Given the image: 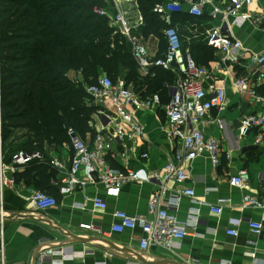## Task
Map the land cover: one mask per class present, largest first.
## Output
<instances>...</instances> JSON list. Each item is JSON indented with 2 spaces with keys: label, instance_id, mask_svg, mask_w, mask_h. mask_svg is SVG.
<instances>
[{
  "label": "crops",
  "instance_id": "crops-1",
  "mask_svg": "<svg viewBox=\"0 0 264 264\" xmlns=\"http://www.w3.org/2000/svg\"><path fill=\"white\" fill-rule=\"evenodd\" d=\"M210 9L209 6L203 9L202 19L185 23L179 34L184 47L192 49L198 64L209 70L202 86L223 88L225 91L226 110L211 113L213 118L221 120V124L202 123L204 133L213 135L220 143V165L213 168L207 158L195 159L185 167L189 179L182 185L169 183L167 198L162 203L167 208V199L185 188H192L194 201L181 197L177 218L185 222L191 215H197L199 221L196 228L189 229L187 236L171 250L151 246L142 251L139 249L142 236L139 229L114 234L110 232V226L117 211L146 217L147 202L155 184H132L119 191H107L100 186L87 187L84 191L63 196L58 194L54 185L58 180L57 171L49 165L53 177L47 190L55 196L57 205L44 212L34 209L28 197L40 188L41 179L32 171L30 163L11 170V155L25 141V132L15 131L2 144L3 177L13 178L14 185L2 188L4 215L3 227L0 226V264H38L36 255L39 248L56 245L68 254L91 252L84 258L76 257L61 264H264V240L254 236L249 228L250 223L260 220L261 212L240 206L244 195L259 199L264 197V146H254L252 134L239 138L241 120L264 111V107L250 94L252 90L256 94L264 92V78L257 76L258 70L264 72V66L258 69L248 59L253 55H264V0H252L249 6L253 16L261 19L259 25L247 21L232 30L234 39L241 42L247 51V58L237 66L229 65L221 70L216 69L220 53L201 46L205 42L202 32L219 23V19L209 20ZM175 24L179 30V23ZM192 26L196 27V31ZM143 43L149 55L158 54L160 41L157 37H148ZM151 69L154 68L149 71ZM237 79L247 82L246 90L241 94L233 87ZM100 119L99 116L97 121H93L95 132L100 125L103 126ZM137 119L144 130L143 146L129 158L128 167L144 179L171 160L178 148L162 129L165 121L162 109L139 112ZM111 127L112 124H109L107 129ZM85 140L89 141L90 136L87 135ZM114 147L118 149L117 145ZM42 153L48 159L71 157V152L62 149V145L57 150L44 146ZM141 153H147L148 157L140 158ZM122 166L120 160L112 163L116 169ZM240 171H246L248 175L243 189L231 185L229 181ZM94 197L107 205L105 210L93 209L91 200ZM208 206L221 207L222 213H212ZM231 220L239 222L235 237L226 234L231 228ZM59 259L46 258L41 264H56Z\"/></svg>",
  "mask_w": 264,
  "mask_h": 264
},
{
  "label": "built area",
  "instance_id": "built-area-1",
  "mask_svg": "<svg viewBox=\"0 0 264 264\" xmlns=\"http://www.w3.org/2000/svg\"><path fill=\"white\" fill-rule=\"evenodd\" d=\"M105 8H96L94 13L105 17L109 26L131 45L133 59L138 72L142 77L148 75L150 68H158L165 72H174L176 78L172 85H164L168 101L163 103L158 93L141 97L131 86L122 82L114 83L106 75L97 78L94 84L85 86L86 102L98 108L97 116L101 117L100 129L95 137L89 141L81 139L72 128H64L67 142L62 144V149L71 152L69 159L62 156L46 158L43 153H31L19 150L11 155V170L27 165L33 161H44L57 171L58 180L54 185L60 195H71L77 191H84L87 187H102L107 191H119L132 184L152 183L155 190L147 202L146 217L130 216L125 212L117 211L113 214L114 222L110 232L121 234L125 231H141L139 249L147 250L149 247H158L171 250L179 245L187 236L189 229L193 230L198 225V216L191 215L185 222L177 218L180 198L189 197L194 201L192 188H185L167 199L169 206L163 207L162 203L167 198V185H182L189 175L185 167L197 158H207L213 168L220 165L221 146L213 135H207L202 129L203 121L220 125L219 118H213L211 113L215 110L222 113L227 108L225 91L223 88L202 86L203 79L208 76L209 70L196 64L188 47H184L172 18L185 12L195 20L203 16V9L209 6L210 21H217L202 32L206 45L221 55L216 69L221 70L226 66H237L240 61L247 58V51L243 44L234 39L232 30L250 21L259 25L261 19L253 16L249 11L252 0H162L155 4L153 12L158 14L166 25L162 34L166 41V50L160 56H151L147 53L141 36L136 34L139 27L143 26V18L138 9L137 0H104ZM114 10V12H112ZM196 31V27L192 26ZM253 65L259 68L264 66V55H253L248 58ZM257 69V70H258ZM257 76L264 78V72L258 70ZM247 82L237 79L234 89L238 94L246 90ZM257 102L264 107V92L250 93ZM164 113V129L167 137L178 148L171 160L151 176L141 178L138 172L128 167V160L143 146L144 130L139 124L137 114L140 112L161 110ZM106 123V124H104ZM112 124L108 130L107 126ZM108 132V133H107ZM252 134L254 146H264V111L245 116L241 120L239 138ZM115 145L118 149H115ZM147 153H141L140 158L146 159ZM116 160L122 162L121 169L112 167ZM248 175L240 171L230 178V184L243 189L246 186ZM14 179L3 177L2 165V114L0 98V226L3 227V200L2 188H12ZM29 204L38 211H47L57 205L56 198L46 192L34 190L28 197ZM95 210H105L107 205L97 197L92 200ZM240 206L261 212L260 220L249 224L254 236H259L264 223V197L244 195ZM212 213L220 215L221 207L208 206ZM239 222L231 220L226 232L228 236H237L235 230ZM91 252L78 254L65 253L60 246L40 247L36 261L41 264L46 258H57L56 264L73 260L76 257L84 258Z\"/></svg>",
  "mask_w": 264,
  "mask_h": 264
},
{
  "label": "trees",
  "instance_id": "trees-1",
  "mask_svg": "<svg viewBox=\"0 0 264 264\" xmlns=\"http://www.w3.org/2000/svg\"><path fill=\"white\" fill-rule=\"evenodd\" d=\"M161 2L137 0L143 26L136 34L143 40L159 39L156 57L167 46L162 34L166 25L153 12ZM105 7L104 0H0L2 144L13 132L24 131L25 141L17 151L42 153L44 146L57 150L67 142L64 128L74 129L83 140L87 135L93 139L92 115L98 108L86 102L85 86L101 75L131 86L141 97L158 93L167 103L164 85H172L176 74L154 68L142 77L130 43L107 18L94 13ZM172 21L174 27L179 23V33L195 19L182 12ZM201 46L213 50L205 42ZM190 52L198 64L191 48ZM29 166L41 179L37 190L50 195L47 188L53 176L48 164L34 161Z\"/></svg>",
  "mask_w": 264,
  "mask_h": 264
},
{
  "label": "water",
  "instance_id": "water-1",
  "mask_svg": "<svg viewBox=\"0 0 264 264\" xmlns=\"http://www.w3.org/2000/svg\"><path fill=\"white\" fill-rule=\"evenodd\" d=\"M104 124H106V123H104ZM259 238L261 240H264V223H263V226L261 228V231H260V234H259Z\"/></svg>",
  "mask_w": 264,
  "mask_h": 264
},
{
  "label": "rangeland",
  "instance_id": "rangeland-1",
  "mask_svg": "<svg viewBox=\"0 0 264 264\" xmlns=\"http://www.w3.org/2000/svg\"><path fill=\"white\" fill-rule=\"evenodd\" d=\"M116 83H117V81H116ZM91 106H93V105H91ZM92 116H93V118H94L93 121H97L98 116L96 115V113H94ZM96 117H97V118H96Z\"/></svg>",
  "mask_w": 264,
  "mask_h": 264
}]
</instances>
